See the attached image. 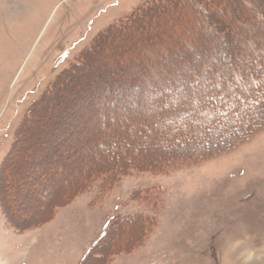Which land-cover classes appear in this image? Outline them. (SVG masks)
<instances>
[{"label": "rangeland", "instance_id": "rangeland-1", "mask_svg": "<svg viewBox=\"0 0 264 264\" xmlns=\"http://www.w3.org/2000/svg\"><path fill=\"white\" fill-rule=\"evenodd\" d=\"M149 1L0 0V264H264V129L197 164L85 185L108 162L94 161L110 138L101 107L133 88L142 95L129 119L146 133L134 148L155 163L183 115L191 130L199 120L217 128L205 115L219 96L189 103L165 92L169 70L200 63L210 47L232 53L264 29V0H159L143 11ZM193 3L216 13L211 40L196 29L204 14H188ZM157 83L161 106L144 90ZM165 111L173 122L151 119ZM130 132L108 145H126Z\"/></svg>", "mask_w": 264, "mask_h": 264}, {"label": "trees", "instance_id": "trees-1", "mask_svg": "<svg viewBox=\"0 0 264 264\" xmlns=\"http://www.w3.org/2000/svg\"><path fill=\"white\" fill-rule=\"evenodd\" d=\"M157 1L159 0H150V6L145 5L142 7V10H146L147 6L148 8L158 6ZM195 2L198 3L197 1ZM196 3H193L194 5L192 4L193 7L190 9L191 12L189 11L188 14L199 12L204 14L203 17L206 18L205 20L216 14L215 12H209V14H206L205 17L206 12L204 7H198ZM261 7L263 9V6ZM198 19V22L201 21L200 17H198ZM211 22L214 26V21ZM116 27L120 28L121 25H116ZM196 29L198 31H205V26L202 24L199 27L197 26ZM75 66H79V64ZM232 81L237 85L231 87V91L226 92L220 89H215V91H213V94L216 97L219 96L220 101L219 103L214 101L215 103L212 106L213 109L209 107L205 115V119H215V125L217 126L216 130L205 131L204 123L200 120L196 122L195 126H193V129L191 130L186 116L183 115V117L177 120V123H173L175 128L170 129L168 135L163 136L162 143L165 145L162 146L165 148L168 155L156 161L155 163L146 160H137V156H140L141 151L138 148H134V142L137 143L141 141L145 135L146 132H144V130L146 127L144 125L146 123L143 121L140 123L139 121L141 120L138 121L136 118H129L142 104L140 100L142 95L137 98V90H135V88H133L132 91H127L125 89L127 92H125L123 102H120L119 99L116 100L115 98L114 101H111L110 103H107L106 106L101 107L102 116H104L105 113L112 116L109 118V120H106L107 118H102V123L100 124V129L102 131L106 132L109 130L110 138L107 142L101 140L98 146L94 147V161H96L98 158L101 159V157L105 158L107 156L108 162L104 167L106 168V170H104L105 172L101 171L93 174V176L88 178V182H85V185L89 183L92 184V181H96L99 179V177L105 179L107 176L115 177L118 174H131L137 172L167 173L175 168H181L179 166L197 164L205 161L206 159H210L214 156L222 155L234 150L241 143L250 139L251 136L263 130L264 78L253 82V80L245 76L241 79H232ZM156 85H159V83L153 85L147 84L146 87H144V90H146L151 95L146 97L148 100H150L148 104H158L161 106L162 102L155 100L157 93V91H155ZM208 95L210 94L208 93ZM166 100L167 99H165V101ZM202 103L203 102H201V100H197V105H199V108ZM122 104H124L125 107H121ZM122 108H124L122 113L125 114L127 122L123 124L120 131H131L130 133L135 134L134 138L132 139L134 141L129 140L126 145L119 144L114 147L115 145L113 143L112 146H109L108 142L114 140L120 141L122 139L120 131L116 128L119 121L115 116V111H119ZM153 113L157 114L155 111ZM172 113V111H165L164 113H161L157 116L153 115L155 118L151 116V119L154 121L157 119L160 123L173 122V120H170L169 118V115ZM202 118H204V114H202ZM151 119L149 118V120ZM105 120L110 123L108 128L104 126V123L106 122ZM143 123L144 125H142ZM111 124L113 125V128H111ZM193 130L199 131L198 133L194 134L195 132ZM153 141H149L147 144H145V148H151L152 144H155ZM115 152L118 153L114 154ZM85 177H87V175ZM155 203L157 202L155 201Z\"/></svg>", "mask_w": 264, "mask_h": 264}, {"label": "snow or ice", "instance_id": "snow-or-ice-1", "mask_svg": "<svg viewBox=\"0 0 264 264\" xmlns=\"http://www.w3.org/2000/svg\"><path fill=\"white\" fill-rule=\"evenodd\" d=\"M209 39L218 33L211 18L203 21ZM170 75L164 82L165 92L180 93L185 102L194 103L195 97L214 100L216 96L208 95V87L219 88L221 80L241 79L247 76L253 82L264 78V29L245 32L240 38V46L232 53L210 47L196 65H183L170 69ZM175 103L179 104L177 100ZM167 101H165V105Z\"/></svg>", "mask_w": 264, "mask_h": 264}]
</instances>
